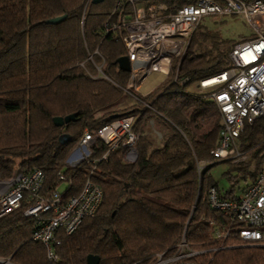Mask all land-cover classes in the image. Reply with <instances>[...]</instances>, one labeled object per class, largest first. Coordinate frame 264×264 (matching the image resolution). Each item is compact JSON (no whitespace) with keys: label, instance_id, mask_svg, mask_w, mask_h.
<instances>
[{"label":"trees","instance_id":"obj_1","mask_svg":"<svg viewBox=\"0 0 264 264\" xmlns=\"http://www.w3.org/2000/svg\"><path fill=\"white\" fill-rule=\"evenodd\" d=\"M83 5L84 0H0V179L16 169L39 168L50 186L65 183V198L75 195L87 177L103 192L92 216L73 232L58 234L56 260L47 259L43 244L31 238L35 220L23 215L25 204L1 216L0 257L10 256L16 264H86V256L95 254L98 264H144L157 252H172L184 238L200 250L192 257L197 264H264V241L248 243L233 234L244 223H232L226 238L210 236V221L221 226L230 221L209 206V187H216L221 197L235 198L248 184L236 186L238 179L252 181L264 165V118H258L246 123L238 137L245 158L225 160L236 171L225 173L229 188L220 187L209 172L218 162L210 151L217 142L220 114L198 83L230 66L229 51L237 41L225 42L200 23L177 69L172 64L148 95H139L143 102L126 104L119 86L127 84L129 73L116 63L125 49L119 38L104 31L113 21V0L90 3L84 12ZM60 15H65L61 21L45 23ZM219 43H228V50L218 51ZM96 48L99 54L91 62L88 55ZM101 57L110 80L97 75L94 65L102 63ZM71 113H76L74 120L53 124L54 116ZM151 114L159 120V137H149L143 128ZM124 115L135 118L133 161L118 147L95 163L64 164L84 129L95 133ZM62 134L68 135L64 141ZM96 143L93 157L107 149ZM197 161L208 162L200 172Z\"/></svg>","mask_w":264,"mask_h":264},{"label":"built area","instance_id":"obj_2","mask_svg":"<svg viewBox=\"0 0 264 264\" xmlns=\"http://www.w3.org/2000/svg\"><path fill=\"white\" fill-rule=\"evenodd\" d=\"M90 3L92 0H84L83 12ZM111 10L113 21L105 25L104 31L121 40L130 65L127 84L119 87L140 102L143 101L137 94L139 84L154 71H162L166 76L174 63L177 69L192 33L204 17L242 16L252 35L232 45L229 67L200 79L198 84L208 92L220 114L217 142L210 151L213 160L243 157L238 137L244 125L264 118V0H113ZM93 54H99L97 48L88 55L91 62ZM103 63L102 58V63L94 65L97 75L110 80L102 71ZM143 104L150 107L149 103ZM134 122L133 115H124L110 120L95 133L84 129L64 164L75 167L85 160L95 163L118 147L124 148L126 160L133 161L138 137ZM96 140L107 149L93 157ZM207 163L197 161V171ZM58 178L65 181L61 172ZM60 184L50 186L39 168L28 172L16 169L10 177L0 179V217L25 204L23 215L35 220L31 238L43 244L49 260H56L53 245L59 242L58 234L76 230L85 217L96 212L103 197L101 187L90 177L75 195L67 198ZM207 196L209 206L230 221L228 226L210 221L211 240L228 237L229 226L242 222L245 227L233 234L248 243L264 241V165L235 198L221 197L214 186L209 187ZM221 247L222 244L218 246ZM198 253L200 250L189 247L182 238L175 250L157 252L151 262L144 264H197L192 257ZM0 264L16 263L8 256L0 257Z\"/></svg>","mask_w":264,"mask_h":264},{"label":"rangeland","instance_id":"obj_3","mask_svg":"<svg viewBox=\"0 0 264 264\" xmlns=\"http://www.w3.org/2000/svg\"><path fill=\"white\" fill-rule=\"evenodd\" d=\"M201 24L206 28L216 31L220 38L225 42H235L238 41L240 38H248L252 35V30L250 29L249 25L245 22V20L240 15H222V16H206L202 19ZM83 30V25H82ZM200 31V28L197 29L196 33ZM195 33V34H196ZM194 34V35H195ZM203 47L210 48V44L204 43ZM218 51H227L228 50V43H219L218 44ZM165 77V73L162 74L161 72H152L145 81L139 84V88L137 91L138 95H148ZM191 88H196L195 86H190ZM205 91V89H202ZM124 100L127 102L126 104H131L134 98L129 97L126 92H124ZM135 100V99H134ZM127 106V105H126ZM143 128L147 135L151 138L154 136L159 137L158 131L161 130L159 126V120L156 116L151 114L148 119L143 123ZM241 158H245L244 156ZM218 161V160H217ZM238 161V160H237ZM236 161V162H237ZM229 164L224 160H219L216 164L209 168V172L213 176V178L217 181L218 185L224 189H228L230 186L229 180L225 173L229 170ZM252 173L256 171L255 163H252L249 168ZM232 175H236L235 170H229ZM251 182V179L246 178V180L239 178L236 186H243L247 183ZM65 183L60 184V190L65 189ZM239 190L236 189V193Z\"/></svg>","mask_w":264,"mask_h":264},{"label":"water","instance_id":"obj_4","mask_svg":"<svg viewBox=\"0 0 264 264\" xmlns=\"http://www.w3.org/2000/svg\"><path fill=\"white\" fill-rule=\"evenodd\" d=\"M101 1L102 0H92V3H99ZM64 17H65V15L55 16V17H52V18L45 20V23H57V22L61 21ZM116 63H117V67L119 70L127 71V72L129 71L130 65H129V61L127 59V56L124 55V56L119 57L117 59ZM75 115H76V113H71V114L65 115L63 117L62 116H54L52 118V122L56 126H61L64 123H67L69 121L74 120ZM67 138H68L67 134H62L59 137V139L61 141H64ZM98 263H99L98 255L88 254L86 256V264H98Z\"/></svg>","mask_w":264,"mask_h":264},{"label":"crops","instance_id":"obj_5","mask_svg":"<svg viewBox=\"0 0 264 264\" xmlns=\"http://www.w3.org/2000/svg\"><path fill=\"white\" fill-rule=\"evenodd\" d=\"M154 72H161L162 74H164L162 71H154ZM164 78H165V77H164ZM164 78H163V79H164ZM145 80H146V79H145ZM145 80H144V81H145ZM161 81H162V80H161ZM161 81H160V82H161ZM158 135H160L159 132H158Z\"/></svg>","mask_w":264,"mask_h":264}]
</instances>
